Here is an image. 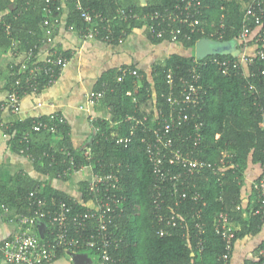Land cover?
<instances>
[{"label":"trees","instance_id":"16d2710c","mask_svg":"<svg viewBox=\"0 0 264 264\" xmlns=\"http://www.w3.org/2000/svg\"><path fill=\"white\" fill-rule=\"evenodd\" d=\"M51 1L56 4H52V9L55 6L63 8L62 24L66 30L70 26L76 32L85 29L75 9L77 2L83 9L111 20L112 41L106 43L110 45L120 44L134 29L142 28L135 20H112L118 9L132 10L141 17L154 11L171 10L175 3V0H160L153 5L138 4V0ZM250 2L252 0H201L202 14L195 32L191 34L183 29V36L174 44L180 51L173 52L153 67L151 81L139 70L138 77L118 81L123 69L132 70L134 67L124 66L104 73L93 92L104 90L100 102L110 108V120L98 119L94 123L97 131L92 134L84 150L74 152L70 147L66 124L58 127L56 135L31 132L29 143L21 140V134L30 132L36 118L19 120L7 129L1 126L8 136L7 144L12 152L20 154L21 149H28L26 154L35 157L32 161L35 169L49 179L68 180V177L62 176L63 171L70 166L64 151L75 155L78 168L90 166L94 173L114 174L117 177L118 189L113 193L124 199L123 212H116L107 223V228L112 235L111 242L116 241L117 244L114 248L112 242L111 255L125 264H224L220 260L226 253V244L214 230L220 212L228 215L234 232L232 253L227 264H233L237 245L246 246L248 243L252 247L249 258L244 254L239 264L264 262L259 256V252H264V213L252 214L258 208V203L251 189L260 179H264V59H255L252 66L246 64L236 69L230 67L226 73L211 61L217 59L219 62H233L237 56L214 55L197 60V64H200L199 87L204 96L200 110L196 113L200 118L197 122L202 125L197 131L192 121L183 124L171 132V138L173 149H184L191 160L203 161L207 167L201 168L198 173L183 175L181 180H167L160 185L145 153L146 143H154L152 127L161 129L156 126V122L165 120L163 116L171 111L167 97L171 93L178 94V79L188 77L193 67L196 42L207 38L238 43L240 31L245 24V11ZM44 5V0H0L2 22L11 26V34L6 35L0 24V46L8 48L12 53V45L16 41L19 52L36 47L35 52L39 53L45 46L42 43ZM261 23L263 28L260 32L259 26L253 23L249 27L260 35L264 31V18ZM107 33L100 29L97 41L102 42ZM151 41L155 44L169 43V38L165 35L161 39L151 38ZM251 41L250 46L264 51V45L255 44L254 39ZM65 56L69 58V54ZM20 63L9 68L5 85L7 95L17 77L16 70ZM169 73L176 84L173 92L167 85ZM46 82L47 76L42 74L39 78L40 89ZM136 86V101L133 102L132 97L126 93L133 92ZM156 112H161L163 116H159L152 124ZM145 117L146 122L142 123ZM41 119L47 120V116ZM55 136L62 138L54 141ZM87 149L90 150L89 159L83 156ZM43 153H48L49 157L38 160ZM51 155L54 156L52 163ZM173 171H179V167ZM15 183L16 186L12 188L0 182V207L4 206L12 213L10 218L15 219L18 227L20 220L33 218L34 224L28 227L32 229V234L42 240L52 239L58 230L51 225L49 217H37V211L51 213L59 203L65 202L72 208L73 219L76 214L85 212L89 208L88 204L92 207V197L84 183L80 188L84 204L52 190L47 182L39 184L24 178ZM31 192L46 201L44 208L29 204L28 195ZM159 218L163 219L162 223ZM166 220H172L170 222H175L176 226H167ZM95 229L94 222L89 221L84 231L80 232L82 239L95 235ZM160 231L165 232L164 235H160ZM75 235L77 232L70 227V236ZM258 236L260 238L256 243L250 242ZM56 252L54 261L66 253L63 249H57ZM69 252L86 255L89 261L85 264H97L102 254L96 248L84 246L80 249L71 248Z\"/></svg>","mask_w":264,"mask_h":264},{"label":"built area","instance_id":"2783aa9c","mask_svg":"<svg viewBox=\"0 0 264 264\" xmlns=\"http://www.w3.org/2000/svg\"><path fill=\"white\" fill-rule=\"evenodd\" d=\"M15 1L16 0H12V2ZM44 2L45 5L42 7V12L45 16L42 20L44 33L42 43L47 46L48 49L45 56L40 58L39 53L35 52L36 47L35 49L29 48L25 52H19L15 45L16 41L13 42L12 54L14 56H22L23 54L24 57L16 70L17 77L7 95L6 102L0 106L1 112L8 111L11 115H18L21 110L22 96L39 94L44 88L53 85L69 61V58L66 57L63 52L53 46L56 32L63 27V8L55 6L52 9V4L54 3L51 0H44ZM201 8V0H175L171 10L165 9L163 11H154L146 13L141 17L132 10L126 11L125 9H118L116 16L113 17L112 20H122L124 22L135 20L146 30L150 38L161 39L167 35L169 43L176 44L179 38L183 36V29L188 30L191 34L195 32L196 26L200 23L199 20L202 14ZM75 9L79 12L80 18L85 24V29L83 31H77L79 35L87 40H98L100 29H103L108 33L103 37L102 42L110 43L112 41L110 36V29L112 26L110 23L111 20L83 9L78 2L75 4ZM263 18L264 0H252L245 11V24L240 31L239 42L235 43L236 49L238 50L236 59L233 62H219L217 59L212 61L210 59V61L218 65L219 69L226 73L230 67L236 69L239 66L246 64L247 66H252L255 59H264L263 50H257L249 45L250 42H252V39H254L255 44H259V46L264 45V31L260 35H257L249 27V24L253 23L255 26H259L258 31L260 32L263 28V23H261ZM0 24H2L4 33L10 35L11 26L2 22V19H0ZM100 25H102V27H99ZM67 30L71 32L75 31L72 26L68 27ZM197 60L198 59L195 58L193 67L189 70L188 77H181L178 79L176 86V88H178V94L173 95V93L170 92L171 94L167 97L171 109L169 114L163 116L161 112H156V117L152 119V124L154 121H157L159 116H163L165 119L156 122V126H159L161 129L157 130L152 127L154 143H146L145 146V153L152 166V173L159 178L160 185L167 182V180H181L183 175L187 176V174L192 175L194 172L198 173L201 168L208 166L203 161H198L196 159L191 160L188 157L189 153H186L184 149H173V140L171 138V132L183 124L192 121L193 126L197 131L202 125V123L197 122L200 118L196 113L197 110H200V105L203 102L204 96L199 87L201 78L198 70L200 64H197ZM42 74L47 76V82L40 89L39 78ZM138 76L136 69L131 70L125 68L122 70V74L118 77V81ZM167 85L170 90L176 85L172 79L171 73L167 75ZM137 88L138 87L136 86L133 92L129 91L126 93L127 96L132 97L133 102L136 101L134 94L137 92ZM103 97L104 90L91 93L87 99L90 104H94L100 102ZM41 118L42 117L36 118L30 128V132H23L21 134L22 141L29 143L31 132H47L56 135L58 127L65 125L64 118L58 113L50 114L47 116V120ZM143 122H146V117L142 119V123ZM137 123L141 122L137 121ZM1 126H3V124L0 118V127ZM96 131L97 129L94 127L93 133L95 134ZM187 138L190 137L188 136ZM187 138H184L183 140L187 141ZM122 141L123 140H118V142ZM127 141L128 140H124V142ZM197 141L199 140L197 139ZM27 152L28 149H21L19 151L20 155L34 161L35 157L26 154ZM64 152L68 159L67 163H69L70 166L67 170L63 171V177L69 178L71 175L79 172L82 168L87 167H76L75 155L68 151ZM83 156L89 159L90 150L87 149ZM48 157V153H43L38 160ZM53 158L54 156L51 155V163L53 162ZM51 163H49L50 166L52 165ZM178 167L179 171H173L174 168L177 169ZM90 170L91 178L86 185V189L92 197V207H89L85 212L76 214L73 219H71L72 208L65 202L59 203L57 209L51 213H40L37 211L35 213L37 217H49L51 225L55 226L58 230V233L49 240H42V238L31 233L30 230L32 229H30L28 225L31 226L34 224L35 220L33 218H24L20 220L19 232L0 243V258L4 264H51L56 259L57 249H63V251L69 252L71 248L80 249L82 246L86 248H96L98 252L102 253L97 264H125L120 259L114 258L111 255L110 249L112 247V242L114 243V248L117 247V244L116 241L111 242L112 235L107 228V223L110 218L113 217L116 212H123L124 199L116 197L113 193L118 189V179L114 174H102L101 172L94 173L91 167ZM172 172L175 173L172 174ZM251 189L252 192L256 194V201L258 203V208L254 209L252 214L262 215V213H264V179H260ZM28 202L29 204L42 208L46 206V201L43 198L39 199L36 197L35 192H31L28 195ZM200 214L198 215V218H200ZM158 220L161 223L163 221L162 218H159ZM89 221L94 222L96 226L95 235L91 236L89 239H82L80 232L84 231ZM170 221L172 220H166L165 224L167 226L175 227L176 223H171ZM70 227H72L73 231L77 232V235L70 236ZM214 230L217 235L221 236L223 242L226 244V253L223 254L220 262L223 261L224 264H227L229 256L232 253V239H234V232L226 213L220 212L218 214L214 224ZM164 233L165 232L160 231V235H164ZM259 256L264 261V252H259ZM262 264H264V262Z\"/></svg>","mask_w":264,"mask_h":264},{"label":"crops","instance_id":"0c3cea01","mask_svg":"<svg viewBox=\"0 0 264 264\" xmlns=\"http://www.w3.org/2000/svg\"><path fill=\"white\" fill-rule=\"evenodd\" d=\"M0 19H2L1 12ZM53 46L69 54V61L57 81L44 88L39 94L23 96L18 115L0 111V118L7 129L19 120L58 113L64 118L68 127L69 145L74 152L87 147L94 132V123L98 119L110 120L109 107L102 102L90 104L87 99L104 73L124 66L134 67L142 72L148 81H151L153 67L173 52L180 51L174 44L153 43L144 28L134 29L120 44L110 45L97 40L84 39L77 32H71L62 27L56 32ZM47 49V46L41 48L40 58L45 56ZM22 59L23 56H14L8 48L0 46V103L5 101L7 95L5 85L8 81L10 66L20 63ZM7 138L0 127V182L2 184L13 188L17 184L16 181L21 182L24 178L39 184L47 182L52 190L67 195L77 203L84 204L80 188L82 183L87 185L91 178L90 167L82 168L65 181L57 178L49 179L35 169L30 159L12 152L7 144ZM61 138V136H55L53 140L59 141ZM20 178L21 180H18ZM87 207L91 205L88 204ZM11 215L7 208L0 207V243L19 232L18 224L15 219L10 218ZM39 231L41 232L42 229L40 228ZM242 246L237 245L233 264L242 262L241 258H244V254L246 258H249L252 247L250 246L245 253ZM69 253L66 252L63 257L51 264H72ZM0 264H4L1 258Z\"/></svg>","mask_w":264,"mask_h":264},{"label":"water","instance_id":"95a60500","mask_svg":"<svg viewBox=\"0 0 264 264\" xmlns=\"http://www.w3.org/2000/svg\"><path fill=\"white\" fill-rule=\"evenodd\" d=\"M238 54L236 44L232 42H219L203 38L195 44L194 55L196 59H203L214 55H231L235 57ZM72 264L88 263L85 255L69 253Z\"/></svg>","mask_w":264,"mask_h":264},{"label":"rangeland","instance_id":"374dc122","mask_svg":"<svg viewBox=\"0 0 264 264\" xmlns=\"http://www.w3.org/2000/svg\"><path fill=\"white\" fill-rule=\"evenodd\" d=\"M131 1H137V0H131ZM159 2H160V0H138V4H143V5L144 4L145 5H153V4H157ZM184 54H186V53H184ZM262 234L260 236H263ZM260 236L254 237L252 240H250V242L256 243L258 241V239L260 238ZM242 247L244 248L245 253H247L250 246L243 245Z\"/></svg>","mask_w":264,"mask_h":264}]
</instances>
